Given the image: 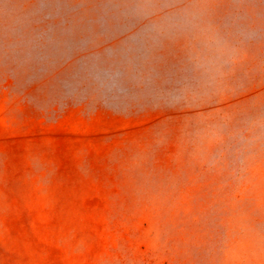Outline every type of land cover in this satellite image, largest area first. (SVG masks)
<instances>
[{
	"label": "rangeland",
	"instance_id": "rangeland-1",
	"mask_svg": "<svg viewBox=\"0 0 264 264\" xmlns=\"http://www.w3.org/2000/svg\"><path fill=\"white\" fill-rule=\"evenodd\" d=\"M0 264H264V0H0Z\"/></svg>",
	"mask_w": 264,
	"mask_h": 264
}]
</instances>
